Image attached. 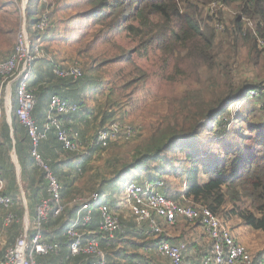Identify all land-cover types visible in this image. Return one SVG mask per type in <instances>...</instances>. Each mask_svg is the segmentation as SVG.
<instances>
[{
  "label": "trees",
  "instance_id": "obj_1",
  "mask_svg": "<svg viewBox=\"0 0 264 264\" xmlns=\"http://www.w3.org/2000/svg\"><path fill=\"white\" fill-rule=\"evenodd\" d=\"M19 1L21 0H0V11L8 6L17 11ZM199 2L203 5L220 2L221 5L232 7L236 14L228 20L210 18V23L216 21V24L219 22L223 25V31L219 34L217 27L202 25L197 19ZM65 9L73 13L70 19L61 21L60 32L63 33V41L74 47L78 57L85 59V61L82 60L84 69L81 67L82 76L77 79L56 75L53 68L63 67V64L49 55L48 47L42 46L45 56L35 61L29 83L36 97L32 116L40 125L45 120L51 95L77 102L79 109L76 113L79 114L80 110L84 112V109L90 113L98 125L96 132L114 121L112 118L116 109L113 103H116L124 112L127 102L132 105V108L137 107L138 95L137 97L129 95L135 92L140 84L145 83L147 74L133 59L134 53L143 51L142 54H147L150 49L156 48L165 55L173 56L177 72L180 71V63L184 60L188 61L187 59L196 68L201 66L211 68L217 57L213 54L215 46L226 40L234 47L240 44L241 47L250 48L249 53L255 60L251 59L254 69L257 66L256 57L264 55V0H68ZM53 11L51 3L47 5L43 0H26L25 27L32 41L39 43L50 41L49 35L53 31L50 24ZM44 13L48 17V23L43 31L36 30L35 25ZM220 17H223L222 14ZM245 19L255 21L254 32L246 27ZM18 24V17L14 16V33ZM116 33L127 34L135 41V46L125 49L118 45L112 40V36ZM259 41L263 45L259 44ZM61 61L66 60L61 59ZM229 67L233 75L230 82L237 86L228 92L233 86L229 84L224 98L208 108H205L208 103L196 97L193 101L189 95L184 99L170 102L173 113L158 115L162 117L160 123H156L149 137L136 146L131 160L117 159L111 162L112 176L102 179H98L101 178L98 176L86 191L99 192L105 203H111L114 200L113 192L117 191L120 185L124 188L127 181L136 173L138 182L141 183L144 180H164L169 177L183 178L184 194L194 203L209 208L225 222L234 217L238 224L264 232V101L261 99L264 94V79L255 78L256 82L247 83V79L243 78L244 74L240 71L236 72L235 60L229 64ZM248 69H251L250 66ZM163 72L164 79L170 80V73H167L165 68ZM2 81L3 78L0 76V176L5 180L3 193L13 198V204L8 209L1 208L0 211L3 213L2 217L10 212L21 221L25 213L22 192L27 204L29 226H32L37 206L47 196V184L42 169L31 155L32 147L26 129L16 117L14 88L11 91V121L7 122L2 97L5 82ZM96 84L101 85L102 89L103 87L110 89L108 93L112 95L108 96L109 101L108 103L106 101L102 112L101 109L99 112H93L84 97L87 85L96 87ZM250 90L256 93L253 98H259L256 99L258 106L256 108L251 106L244 115L237 114L234 118L229 116V121L232 122L233 119L234 125L236 123L239 125L236 139L227 136L228 129L217 131L216 126L219 121L215 122L216 113L220 110H229V105L243 99ZM110 99L115 100L112 106ZM224 101L226 103L223 104ZM255 109L263 111L258 121L250 120V114L254 113ZM76 113L59 116V119L63 122L70 118L73 122L74 116H77ZM205 119L211 122V126H206ZM244 122L246 125L241 126ZM63 124L66 128L71 127L66 126L64 122ZM153 125L154 123L151 127ZM204 128L212 132L211 138L206 142L207 145L203 144L199 134ZM247 130H251L250 134H246ZM214 139L216 143L208 148ZM246 140L249 141L248 144ZM217 143L218 146H216ZM42 144L50 149V159L40 153ZM92 145V149L87 150L85 158L76 164L83 174L88 166L96 161L95 159L102 158L104 152L111 147L110 142L105 147L94 143ZM13 151L20 166L19 181L11 161ZM38 151L42 159L48 161L57 177L61 185V197L65 201L84 194L83 190L74 186L79 175L73 161L77 159L78 154L63 149L55 129L50 130ZM64 164H67L66 172L63 171ZM63 175L69 176V180L65 181ZM107 192L110 195L108 199ZM75 210L76 206H67L60 216L48 217L43 225V237L46 242L58 243V249L48 255L36 254L38 264H91L93 262V258L89 255H72L68 249L70 238L65 234V228L74 217ZM99 223L100 214L98 210H94L92 221L83 231L96 233L99 246L105 251L106 260L111 264H122L117 258L120 251L115 250L113 243L119 240L124 245L134 246L133 236L122 228L117 232L116 238L107 239L98 230ZM8 227H6L8 231L20 230L21 222L12 223ZM136 229V223L133 221L129 225V230L136 231ZM8 236L10 240L8 244H11L13 240L9 234ZM160 238L161 236H158L156 241ZM5 246L0 243V258ZM134 259L130 256L123 264H135ZM251 264H264V262L258 257L256 260L253 259Z\"/></svg>",
  "mask_w": 264,
  "mask_h": 264
},
{
  "label": "built area",
  "instance_id": "obj_2",
  "mask_svg": "<svg viewBox=\"0 0 264 264\" xmlns=\"http://www.w3.org/2000/svg\"><path fill=\"white\" fill-rule=\"evenodd\" d=\"M221 4L220 2H214ZM245 21H250L245 19ZM48 23V17L44 13L35 25V29L43 31ZM217 29L223 31V25L216 24ZM263 45L262 42H260ZM45 56L44 49L38 41H32L22 22L17 33L12 52L0 60V76H2L4 90L10 93L12 88L16 95L15 113L19 123L26 129L31 142V155L43 171L47 184V196L43 198L36 209V216L32 226L23 227L12 244L5 246L0 264H38L35 255H48L56 252L58 243L46 242L43 237V225L49 216H60L67 206H76L74 217L65 228V234L70 238L68 249L72 255L86 254L93 258L91 264H111L105 258V251L99 246V238L94 231L85 233V229L92 221L94 210L100 214L98 230L107 237L113 239L122 228L117 214L113 213L103 196L99 192H91L88 195L76 196L67 201L61 197V185L53 173L47 160L42 159L38 149L47 139L50 130H56V136L63 149L70 152H79L80 145L77 141L78 131L72 127L66 128L59 116L76 113L79 109L77 102H71L58 95H51L45 112V120L40 125L32 116V110L36 97L29 83L33 75L34 64L37 59ZM53 72L60 77H72L77 79L82 76L81 66L67 65L55 66ZM6 98V97H5ZM264 101V94L262 96ZM72 124V120L69 121ZM124 133L131 136L134 133L132 127L118 120L111 121L106 127L98 129L93 143L101 147L108 145L112 136ZM164 186L160 179L145 180L142 183L131 178L124 185V202L130 215L140 224L145 222L151 234L162 236L165 224H173L178 218H183L190 223L198 224L208 240L209 250L198 264H251L252 256L246 246L238 241L227 222L214 214L209 208L194 203L183 192L180 199L170 194L161 192L159 188ZM23 193L21 192V198ZM13 204V198L3 193V181L0 178V210L8 209ZM16 219L15 214L5 213L0 222V238L4 228L15 222H23ZM86 235V237H85ZM156 250L161 257L168 260V264H183L187 251L185 241L170 243L160 238ZM135 264H148L146 261H135Z\"/></svg>",
  "mask_w": 264,
  "mask_h": 264
},
{
  "label": "rangeland",
  "instance_id": "obj_3",
  "mask_svg": "<svg viewBox=\"0 0 264 264\" xmlns=\"http://www.w3.org/2000/svg\"><path fill=\"white\" fill-rule=\"evenodd\" d=\"M43 1H45L47 5L50 3L51 5L53 4L54 11L52 13L50 23L52 24L53 29L49 35L50 41L47 40V42H41V45L43 47H48L50 51L49 55L54 56V59L60 61L63 66L78 65L84 69V62L82 60L85 61V59L78 57L74 47L63 41V33L60 32L61 21L64 22V20L70 19V15L73 13V11L65 9L68 0ZM193 4L196 3L193 2ZM208 4L203 5L200 4V2L197 4L199 8L197 19L200 20L202 25L208 24L211 27H216V21L214 23H210V18H224L228 20V18H231V16L236 14V11L232 7L214 2H211L209 5ZM17 6V11L10 6L0 11V60L13 50L12 48L14 47L16 39L15 33L18 31L25 17L22 0L18 2ZM220 14H222L223 17H220ZM14 16L18 17L19 21L18 27L15 29V33L13 27ZM245 25L250 28L252 32L256 30V23L253 20L245 21ZM217 30L219 34L222 33L220 29ZM56 36L58 38H56ZM112 40L125 49H131L135 46V41H133L125 33H116L112 36ZM249 49L250 48L248 46L241 47L240 44L234 47L231 42L226 40L215 46L213 54H216L217 57L211 68L206 66L196 68L192 65L189 59H187L188 61L184 60L180 63V71L178 72L174 67L173 56L165 55L156 48L150 49L147 54H142L143 51L140 53H134L133 59L147 74L145 83L140 84L137 90L129 95L130 97H137L138 95V106L132 108V105L127 102V105L124 107L126 111L124 112V110L119 108L116 103H113L115 100L110 99L111 106L113 103V107L116 109V113L112 120H118L130 125L134 130V137L125 136L124 133H120L116 136L113 135L109 140L111 147L104 152L102 158L100 157V159H95L96 161L88 166L85 174L80 177L82 179L80 180L78 186L81 189H87V187L98 176H101V178L98 179L112 176L111 169L113 165L111 162H115L117 159H121L123 161L131 160L136 146L149 137L151 130L156 123H160L162 117H158V115H171L173 113L170 103L173 100L184 99L189 95L193 101H195L194 97H196L202 99L203 102L208 103L205 106V108H208L214 105L219 99L224 98L226 92L228 91V85H233L230 82L233 75L231 72L232 70H230L231 68L229 67V64L233 60H235L236 63V72L240 71L243 73V78L247 79V83H252L253 81L256 82L257 80H255V78L264 79V55L256 57L257 66H255L254 69L251 65V59L253 61L255 60L253 58L254 56L249 53ZM139 54L142 55L139 56ZM61 59H65L66 61L62 62ZM249 66L251 68L250 70L248 69ZM164 68L167 73H170V80L164 79ZM95 86L96 87L87 85V91L84 92V97L89 102V107L93 112H99L100 109L102 112V108L105 106L106 101L107 103L109 101L108 96L111 97L112 95L108 93L110 89L104 87L102 89V86L98 84ZM236 86L237 85L235 84L230 87L228 92H230V90L232 91ZM2 94L4 107L5 96L7 95L4 87ZM253 96H256V93L250 90L247 96L243 97V99H239L229 105V110L218 111L215 116V122L219 121V124L216 126L217 131L228 129L229 133L227 136L235 140L238 134L239 125H237V123L234 125L233 119L232 122L229 121V116L234 118L237 114H246L248 108L251 106H255L256 108L258 106L256 99L259 98H253ZM122 101L124 102V100ZM123 102L122 104H124ZM224 103L226 102L224 101L223 104ZM262 112L263 111L260 109H255V112L250 114V120L258 121L263 114ZM125 113H127V115H125ZM205 120L206 126H211V122L207 121L208 119ZM221 121L223 122L221 123ZM94 122L95 121L93 119L92 127H95L96 129V126L98 125ZM152 123H154V125L151 127ZM245 125L246 123L244 122L241 126ZM247 132L248 133L246 134H250L251 130H247ZM199 134L203 144L207 145L206 142L211 138L210 135L212 132H208L207 129L204 128L203 132H199ZM245 142L247 144L249 143L248 140ZM215 143L216 140L214 139L213 142H210L208 148ZM216 146H218V143ZM137 175L138 174L136 173L135 176L137 177ZM161 180L163 181V179ZM167 180H170L172 182L171 184L174 186V189H171L169 196L179 198L181 192H183L184 181L181 182L179 179L169 177L164 179L163 182L167 183ZM119 189L122 192L120 196L124 197L122 185H120ZM176 191L178 194L175 195ZM178 200L181 199L179 198ZM238 223L239 222H237V219L234 217L228 219L227 222L229 227L233 226L237 229V239L248 248L252 256V261L253 259L256 260L259 257L260 260L264 262V232L253 230ZM7 232L9 235L10 233H14L12 231Z\"/></svg>",
  "mask_w": 264,
  "mask_h": 264
},
{
  "label": "crops",
  "instance_id": "obj_4",
  "mask_svg": "<svg viewBox=\"0 0 264 264\" xmlns=\"http://www.w3.org/2000/svg\"><path fill=\"white\" fill-rule=\"evenodd\" d=\"M87 105L90 106L88 101H87ZM83 111L84 112H81L80 110L79 114H77L78 112L76 113L77 116H74L73 118L74 121L72 122V124H70L69 122L70 118L63 121L66 126H71L72 129L77 130L79 133V136L77 137V141L80 145V151L76 153L78 155H77V159L73 161V164L75 165L74 167H77L76 166L77 162L85 158V155L87 154V150L88 149L90 150V148L92 149V146H93L92 144H93L94 137L96 134L95 127L94 128L92 127V123L94 119L93 116L90 113L86 112L85 109ZM6 119L8 122L7 117ZM49 151L50 149L45 148L43 144L41 145L40 153L47 159H50ZM11 161L13 162L14 167H15L17 181H19L20 173H19V176H17L16 164L18 165L19 171H20V166H19V163H18V160H17V157L14 151L11 153ZM66 165L67 164H64L63 166L65 167ZM67 170L68 169L66 167L63 169L64 172H66ZM78 175H79L77 177L78 181L74 183V186L77 189H81L78 185H79L80 180L82 179L80 177L83 175V173L79 170V168H78ZM132 176L133 177L131 178L133 179L136 178L138 181V178L135 175H132ZM62 177L65 181L69 180L68 178L69 176L63 175ZM0 178L3 181V187L5 188V180L3 179L2 176H0ZM179 180L181 182L184 181L183 178ZM171 183L172 182L170 180L169 181L167 180V183L164 182V186L159 188L160 191L161 192L163 191L165 194H170L171 189H174V186ZM115 185L117 186V182ZM183 188H184V185H183ZM81 190L84 191L83 192L84 194L82 193L83 195H88L90 193L89 191H86V189H81ZM113 193H114V200L112 199L113 201H111V203L107 202V205L110 203L109 208L111 209L113 213L118 215L121 221L122 228L126 229L130 236H133L132 239L135 242L133 246V245H128V244L124 245L119 240H116V241L113 240L116 242V243H113L115 244V250L120 251L119 254H117V258H119L120 262L122 264L125 263V261H128L127 259L131 256L133 259L135 258L134 261H139V260L146 261L148 264H168V260L164 257H161L156 250V245L158 242L156 241L157 236L150 233L149 227L147 226L145 222L138 224L135 221L134 217L130 215L128 208L125 205L124 197L120 196V194L122 193L120 189H118L117 191ZM176 194H178L177 191L175 195ZM109 196L110 195L107 192V199L110 198ZM22 203L25 209V213L23 216L24 219H23V222L21 223V229L14 231V233L12 234L10 233V238H12L11 240H13V242L18 236V234L20 233V231L23 229V227H26L27 225H29V219H28L29 217L27 216V218H25V215L27 214L26 201ZM2 214H3L2 211H0V220H2ZM133 221L136 223V226H137L136 231L129 230V225L130 223H133ZM161 225L162 227H164V232L161 236L162 238L169 241L170 243H178L181 241L186 242L187 251L184 255L183 264H198L200 259L208 253V250H209L208 240L204 236L202 228L198 224L190 223L183 218H178L173 224H169V225L161 221ZM8 228H4L2 232V236L0 238V243L5 244L6 246L9 245L8 242L10 241L8 232H7ZM231 229L235 235L238 234L237 229H235L233 226L231 227ZM142 231L144 232L142 233ZM117 234L118 233L115 234L114 236L115 238L117 237Z\"/></svg>",
  "mask_w": 264,
  "mask_h": 264
},
{
  "label": "water",
  "instance_id": "obj_5",
  "mask_svg": "<svg viewBox=\"0 0 264 264\" xmlns=\"http://www.w3.org/2000/svg\"><path fill=\"white\" fill-rule=\"evenodd\" d=\"M23 2V11L25 10V5H26V0H22ZM23 22L25 23V17L23 19ZM8 95V97H7ZM5 96V101H4V108H5V113H6V117L8 118V122L10 123L11 121V117H10V113H11V102H10V93ZM17 166V176H19V168L18 165ZM23 202L25 201L24 197H22ZM25 218H27V214L25 215Z\"/></svg>",
  "mask_w": 264,
  "mask_h": 264
},
{
  "label": "bare ground",
  "instance_id": "obj_6",
  "mask_svg": "<svg viewBox=\"0 0 264 264\" xmlns=\"http://www.w3.org/2000/svg\"><path fill=\"white\" fill-rule=\"evenodd\" d=\"M7 97H8V95H7Z\"/></svg>",
  "mask_w": 264,
  "mask_h": 264
}]
</instances>
